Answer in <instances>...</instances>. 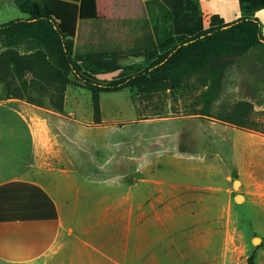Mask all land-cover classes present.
Returning a JSON list of instances; mask_svg holds the SVG:
<instances>
[{
	"label": "rangeland",
	"instance_id": "rangeland-1",
	"mask_svg": "<svg viewBox=\"0 0 264 264\" xmlns=\"http://www.w3.org/2000/svg\"><path fill=\"white\" fill-rule=\"evenodd\" d=\"M4 1L0 4V23L19 13L14 0ZM198 2L205 27L212 12L221 14L225 22L250 15L260 21L264 37V7L246 8L237 0ZM82 8L81 38L76 43L82 51H98L99 58L108 57L118 65L110 71L98 69L94 74L98 81L110 83L139 72L141 77L158 76L159 70L148 68L163 51L150 58L145 55L156 51L161 43L177 40L161 35L155 39L152 24L159 18L156 9L140 0H83ZM99 14L101 18L96 17ZM224 39L233 38L226 35ZM10 42L19 54L37 50L58 64L52 49L31 33L0 34V51ZM40 60L25 56L12 63L0 62V95L12 94L55 110L62 109L65 102L70 108L66 117L81 122L83 177L87 172L96 175L98 182L97 186L88 184L85 191L83 188L87 193L83 213L93 212L96 205L100 214L106 203L112 204L108 211L114 216L116 248L120 250L123 215L128 209L137 214V202L160 194L164 201L157 207L163 228L157 240L170 245L172 261L175 257L181 262L185 257L188 264H247L253 254L255 264H264V147H251L263 142H235L243 134L264 137V40L242 45L238 52L219 59L220 87L208 114L202 113L207 80L192 68H183L182 80L165 90L127 86L101 91L95 107L91 91L71 71L61 98L58 89L44 79ZM90 64H77L84 77H88L85 70ZM90 139L97 141L90 144ZM189 157L207 165L195 182L204 185L200 189L205 201L202 212L208 219L195 225L203 226L208 236L195 238L192 252L184 237L190 224L185 212L162 207L170 198L171 180L186 177L185 172L171 173L170 167L185 166ZM238 160L245 161L240 174ZM246 161H251V166ZM104 184L108 187L102 188ZM89 194L92 197L87 198ZM201 243L202 252L198 250Z\"/></svg>",
	"mask_w": 264,
	"mask_h": 264
},
{
	"label": "crops",
	"instance_id": "crops-1",
	"mask_svg": "<svg viewBox=\"0 0 264 264\" xmlns=\"http://www.w3.org/2000/svg\"><path fill=\"white\" fill-rule=\"evenodd\" d=\"M140 1L145 5L146 0ZM77 5L74 47L85 53L91 50L82 51L76 43L81 38L83 0ZM26 16L19 10L15 18ZM66 110L70 108L65 102L62 109L55 110L12 94L0 95V264H188L185 257L181 262L175 257L172 261L170 245L157 240L163 228L157 207L164 201L160 194L137 202V214L128 209L123 215L120 250L113 239L114 216L108 211L112 204L106 203L100 214L96 205L93 212L83 213L87 194L83 188L98 182L96 175L85 172L83 177L82 124L67 118ZM243 140L262 141L251 147H264L261 135L243 134L235 142ZM96 141L90 139V144ZM186 161L185 166L170 167L171 173L185 172L186 177L171 180L170 198L162 207L185 212L190 224L184 237L192 252L195 238L208 236L203 226L195 225L208 219L202 212L205 201L200 189L204 185L195 182L207 165L194 157ZM244 164L237 161L239 174ZM199 245L202 252L203 243Z\"/></svg>",
	"mask_w": 264,
	"mask_h": 264
},
{
	"label": "trees",
	"instance_id": "trees-1",
	"mask_svg": "<svg viewBox=\"0 0 264 264\" xmlns=\"http://www.w3.org/2000/svg\"><path fill=\"white\" fill-rule=\"evenodd\" d=\"M78 0H14L25 18H13L0 23V34L19 32L21 35L33 34L38 40L52 49L58 58V64H52L45 53L37 50L19 54L12 48L13 42L0 51V62H14L25 56L40 60L44 79L58 89L62 98L63 90L69 82L71 71L91 91L92 103L98 106L99 92L117 91L127 86H137L145 90L170 88L183 78V68L199 71L207 80L203 92V114H208L209 105L220 87L218 61L227 54L238 52L242 45H257L264 40L260 21L250 15H241L225 22L218 13H211L208 26H204L198 0H146L145 6L156 9L159 18L152 24L155 39L174 37L177 43H161L157 50L145 55L150 58L157 51L163 53L154 59L148 70H159L156 78L141 77L136 73L110 83L98 81L94 74L98 69L114 70L116 62L108 57L99 58L98 52L79 53L74 47L73 37L78 12ZM246 8L264 7V0H237ZM230 35L233 39H224ZM40 56V57H39ZM91 63L85 70L88 77L80 74L77 64ZM145 70V73L150 71ZM83 76V77H82ZM226 120V118H225ZM247 264H255L253 254L247 258Z\"/></svg>",
	"mask_w": 264,
	"mask_h": 264
},
{
	"label": "bare ground",
	"instance_id": "bare-ground-1",
	"mask_svg": "<svg viewBox=\"0 0 264 264\" xmlns=\"http://www.w3.org/2000/svg\"><path fill=\"white\" fill-rule=\"evenodd\" d=\"M239 198H241V196H239ZM256 240H258V239H256Z\"/></svg>",
	"mask_w": 264,
	"mask_h": 264
}]
</instances>
